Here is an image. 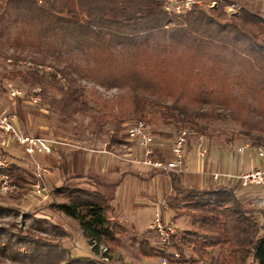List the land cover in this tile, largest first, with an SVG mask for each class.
Returning <instances> with one entry per match:
<instances>
[{
  "label": "rangeland",
  "instance_id": "rangeland-1",
  "mask_svg": "<svg viewBox=\"0 0 264 264\" xmlns=\"http://www.w3.org/2000/svg\"><path fill=\"white\" fill-rule=\"evenodd\" d=\"M196 1L207 14H211V8L223 4L228 14H238L240 8H246L264 17V0ZM183 13L171 14V22L160 32L113 41L112 34L105 29L77 30L71 34L49 23L43 26L39 21L30 23L10 8L0 9V111L16 114V128L20 132L44 137L52 144L49 155L29 156L10 134L0 130V142L4 144L0 145L2 159L18 164L26 180L23 183L9 177L7 180L14 187L0 191V264H220L218 248L209 249V255L203 260L186 250L185 257L192 256L196 262L178 261L180 254L176 252L178 256L175 255L173 247L150 228L154 218L159 216L164 224L174 226L176 233L181 234L194 220L186 215L173 218L174 206L180 204V196L171 187L172 171L154 169L146 162L147 151H150L149 159L169 157L168 150L171 151L179 125L151 121L150 116L153 113L158 117L165 106L173 102L178 82L193 80L207 88L223 79L242 106L261 118L264 116V68L244 55L238 46L196 35L185 24ZM96 35L101 36L114 52L117 63L138 74L140 80L149 69L148 54L167 58L162 65L166 75L161 76V85L154 81L147 91L151 102L144 119L148 122L147 131L154 137L147 148L125 141L128 128L139 118L133 113L121 122L117 119L102 121L96 113L71 116L60 111L59 88L65 86V81L58 76L59 69L72 74L82 86L104 96L142 90H134L124 82L112 84L94 72V59L90 53L97 45ZM11 55L20 60L14 63ZM34 59L43 61L41 70L27 64L28 61L34 64ZM14 68L25 72L36 69L39 84L30 86L19 79L7 78L6 74ZM130 81H135V77L131 76ZM9 82L24 92L38 88L41 101L31 103L26 99L11 98ZM88 104L94 106L90 100ZM201 107L205 109L210 105L202 103ZM186 128L189 131L184 147L187 172L180 175L184 187H216L223 178H233L241 187H249L241 184L239 176L243 170L231 174L219 167L244 158L264 161V156L257 152L258 146L264 147V132H246L230 118L208 123L201 121ZM243 143L252 147L242 151ZM95 154H99V160L103 157L111 178L123 183L121 189L104 188L95 177L80 175L81 171L93 170L87 166ZM37 164L47 168L44 196L31 193L28 186L27 178L35 172ZM130 168L137 171H130ZM119 170H125V173L120 176ZM2 175L5 174H0V178ZM62 184L96 189L109 198L113 216L127 230L116 236L113 249H107L104 244L95 246L74 220L48 207L50 203L62 201L51 193L53 186ZM124 189L126 195L123 196ZM140 239H148L151 245L165 250L169 256L165 261L163 256L144 257L138 247ZM240 264L252 262L246 259Z\"/></svg>",
  "mask_w": 264,
  "mask_h": 264
},
{
  "label": "trees",
  "instance_id": "trees-1",
  "mask_svg": "<svg viewBox=\"0 0 264 264\" xmlns=\"http://www.w3.org/2000/svg\"><path fill=\"white\" fill-rule=\"evenodd\" d=\"M3 8L20 13L30 23L39 21L42 26L49 23L71 34L77 30L105 29L112 34L113 41H126L160 32L171 22V14L163 10L161 0H0V9ZM210 11L211 14H207L200 5L194 4L183 13L184 22L200 37L238 46L244 55L264 68V17L246 8H240L238 14H228L223 4ZM96 38L97 45L90 53L94 59V72L112 84L124 82L134 90H142L104 96L97 90L82 86L72 74L59 69L65 81V86L59 88L60 111L71 116L96 113L102 121L117 119L122 122L131 113L138 116V120L144 119L151 102L147 91L154 81L161 85V76L166 75L162 65L167 58L148 54L149 69L145 78L140 80L138 74L123 69L117 63L114 52L101 36L96 35ZM11 57L14 63L20 60L18 56ZM32 62L35 65L43 64L42 60L34 59ZM32 70L34 72L14 68L6 77L35 86L39 84V74L36 69ZM131 76L135 77V81H130ZM88 100L94 103L93 107ZM202 103L210 107L204 109ZM219 118H230L246 132H264V116L260 118L250 114L223 79L207 88L193 80L178 82L173 102L167 104L158 117L153 113L150 116L151 121L175 122L185 127ZM22 173V168L14 162L0 168V174L24 183L26 180ZM171 173L173 190L180 196V204L174 206L173 218L185 215L194 217L190 228L169 238L168 244L175 253L180 254L178 261L196 262L192 256L185 257L186 250L198 260H203L209 255V249L218 248L220 264H240L246 259L252 264H264V230L231 188L221 185L202 189L183 188L180 175ZM19 188L22 189L23 184ZM51 193L62 201L50 203L48 207L74 220L83 235L95 246L104 244L108 246L107 249H113L116 236L127 232L113 216L109 198L99 190L62 184L53 186ZM138 247L147 258L169 256L165 250L151 245L148 239H140Z\"/></svg>",
  "mask_w": 264,
  "mask_h": 264
},
{
  "label": "built area",
  "instance_id": "built-area-1",
  "mask_svg": "<svg viewBox=\"0 0 264 264\" xmlns=\"http://www.w3.org/2000/svg\"><path fill=\"white\" fill-rule=\"evenodd\" d=\"M194 4H199L196 0H161V7L168 14H181L187 10H190ZM28 65H33L37 70H41L42 65H35L31 62H27ZM46 68V66H45ZM60 79L64 80L60 74ZM8 92L11 98H21L26 99L31 103H38L41 101V96L39 95V89L34 87L30 91L24 92L22 89L13 86L10 82L8 83ZM148 122L145 119H139L134 124H132L127 130L128 142L138 143L141 146L147 148L151 142H153L154 137L152 133L147 131ZM0 130L5 132V134H10L22 148L26 155L32 156L34 154H50L52 152V144L44 137L28 135L20 132L16 128V114L13 112H7V110L0 111ZM188 128L179 126L176 131L175 137L172 141L171 146V158L162 159H149L148 155L150 151H147L146 162L152 166V168L163 171H172L179 175H184L187 172L186 160L184 147L188 138ZM264 137V133L262 134ZM0 145H4L0 142ZM251 144L243 143L240 146V150H246L251 148ZM257 152L259 156H264V147L258 146ZM8 161L2 159L0 153V168L7 166ZM47 168L41 164L35 166V172L31 177L27 178L28 186L30 192L38 196H44L46 194V186L44 185L45 174ZM9 177L7 175H2L0 180V191L6 192L14 187V184L8 182ZM241 184L244 186L255 185L264 187V169H254L249 172H243L239 176ZM217 179V176H215ZM150 228L156 231L161 240L168 244L171 235L176 234V229L174 226L166 225L161 220L159 216L154 218ZM175 255L178 256L177 253ZM165 261V257H163Z\"/></svg>",
  "mask_w": 264,
  "mask_h": 264
},
{
  "label": "crops",
  "instance_id": "crops-1",
  "mask_svg": "<svg viewBox=\"0 0 264 264\" xmlns=\"http://www.w3.org/2000/svg\"><path fill=\"white\" fill-rule=\"evenodd\" d=\"M130 143H134V142H130ZM168 153L170 155L169 157H167V159L172 157L170 150H168ZM162 154L166 155L164 152H162ZM103 162H105V160H103V157H101L99 160V154L93 155L92 159L90 158V160L88 161V166H87L88 168L92 167L93 170H86V172L81 171L80 175H83V177L84 175L95 177L97 181L100 182L101 186H103L104 188L105 187L107 188L108 186H115L117 190L121 189L122 187L120 184L122 182L119 183L117 179L111 178V174H110L111 171L109 170V168H107V166H105V164H103ZM130 164L131 163L128 161V165ZM83 167L84 164L82 165V168ZM219 168L226 172H230L231 174L235 173L237 170H241V171L243 170V172H249L254 169H264V161L261 160V158H253L250 160L244 158L241 161H237V160L230 161L225 165H221ZM130 171H137V170H135V168H130ZM117 173H120L121 176V174L125 173V170H119ZM127 175L130 176V173H128ZM222 180L223 182H221L218 186L221 185L231 188L234 191L238 200L242 203L243 207L249 211V214L261 225L263 229L264 228V187L255 186V185H248L249 187H241L239 184H237V180H234L233 178L232 179L223 178ZM181 185H182V180H181ZM171 187H172V183H171ZM182 187L195 188V186L184 187L183 185ZM124 195H126L125 189L123 196Z\"/></svg>",
  "mask_w": 264,
  "mask_h": 264
}]
</instances>
